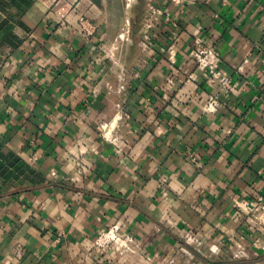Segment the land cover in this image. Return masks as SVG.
Listing matches in <instances>:
<instances>
[{
  "label": "crops",
  "instance_id": "obj_1",
  "mask_svg": "<svg viewBox=\"0 0 264 264\" xmlns=\"http://www.w3.org/2000/svg\"><path fill=\"white\" fill-rule=\"evenodd\" d=\"M57 1L0 0V264H264V0Z\"/></svg>",
  "mask_w": 264,
  "mask_h": 264
},
{
  "label": "built area",
  "instance_id": "obj_2",
  "mask_svg": "<svg viewBox=\"0 0 264 264\" xmlns=\"http://www.w3.org/2000/svg\"><path fill=\"white\" fill-rule=\"evenodd\" d=\"M78 6L77 0H58L54 6V12L59 19L64 20L67 15L75 10ZM84 22V20H81ZM203 52L200 53L201 56ZM198 56V57H199ZM200 58V57H199ZM117 240V235L114 230L101 234L95 241V246L98 248H104L107 245L115 243Z\"/></svg>",
  "mask_w": 264,
  "mask_h": 264
},
{
  "label": "rangeland",
  "instance_id": "obj_3",
  "mask_svg": "<svg viewBox=\"0 0 264 264\" xmlns=\"http://www.w3.org/2000/svg\"><path fill=\"white\" fill-rule=\"evenodd\" d=\"M130 25L132 26V20H131V24Z\"/></svg>",
  "mask_w": 264,
  "mask_h": 264
},
{
  "label": "bare ground",
  "instance_id": "obj_4",
  "mask_svg": "<svg viewBox=\"0 0 264 264\" xmlns=\"http://www.w3.org/2000/svg\"><path fill=\"white\" fill-rule=\"evenodd\" d=\"M132 2V1H131Z\"/></svg>",
  "mask_w": 264,
  "mask_h": 264
}]
</instances>
